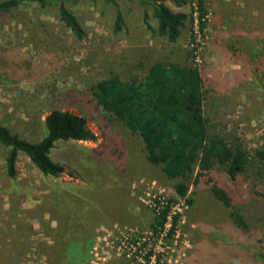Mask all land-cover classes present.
Listing matches in <instances>:
<instances>
[{"label": "rangeland", "instance_id": "rangeland-1", "mask_svg": "<svg viewBox=\"0 0 264 264\" xmlns=\"http://www.w3.org/2000/svg\"><path fill=\"white\" fill-rule=\"evenodd\" d=\"M115 1L64 0L84 27L83 38L59 19L56 5L26 1L0 14V121L38 140L45 134V115L68 109L85 116L97 135L55 143L51 157L65 168L59 177L43 175L23 152L10 177L0 144V264L60 263L50 247L67 228L72 239L62 254L69 264H115L123 258L109 241L121 231L149 229L153 213L146 192L154 188L169 195L175 181L146 161L135 133L89 101L90 83L111 71L127 74L133 53L152 48L187 63V50L195 45L212 129L239 136L250 149L264 145V0H208L207 27L201 32L186 22L176 42L146 28L144 11L157 23L149 4ZM118 10L123 27L116 31ZM231 43L249 48L251 57L233 52ZM249 181L243 176L236 181V203L264 227V186L253 193ZM194 201L184 209L165 264H239L229 244L248 248L250 241L238 237L209 190L199 188ZM126 205L137 218L123 219Z\"/></svg>", "mask_w": 264, "mask_h": 264}, {"label": "trees", "instance_id": "trees-1", "mask_svg": "<svg viewBox=\"0 0 264 264\" xmlns=\"http://www.w3.org/2000/svg\"><path fill=\"white\" fill-rule=\"evenodd\" d=\"M29 1L41 8L57 6L59 19L76 35L86 33L76 14L64 0H0V14L18 8ZM153 8L156 25H152L144 11L146 28L154 35L176 42L188 22L203 31L209 21L208 0H140ZM114 3H117L114 0ZM190 6V10L186 6ZM123 27V15L117 11L115 30ZM195 30V29H194ZM192 31V40L195 34ZM233 52L250 58L246 46L230 44ZM132 66L127 74L111 71L89 85V101L100 109L105 118L118 119L140 140V151L148 163L159 167L163 174L174 180L170 200L185 198L194 204L199 188L211 192L213 199L226 209V218L239 238L250 241L248 248L229 244L232 257L239 264H264V227L236 203L241 177L249 179L253 193L256 186H264V145L250 149L239 136L229 137L212 129L211 118L205 111L207 98L204 74L196 62L197 47L187 50L190 62L174 61L164 51L145 49L140 55L133 53ZM264 58V49L262 52ZM45 134L30 140L13 132L0 121V144L6 148V171L10 177L17 174L20 152L26 154L33 165L45 176L59 177L64 165L52 159L51 151L59 140H95L96 133L89 127L85 116L68 109H53L43 119ZM222 170L235 185L229 184ZM237 187V188H236ZM192 188V189H191ZM179 215H175V229ZM165 212L154 214L149 229L162 226ZM51 245L58 264H69L62 249L69 246L71 229L67 228ZM81 236V235H80ZM81 243L84 239L81 237ZM82 245V247H83ZM55 246V247H53ZM60 248V249H59ZM65 255V256H64ZM71 263V262H70Z\"/></svg>", "mask_w": 264, "mask_h": 264}, {"label": "built area", "instance_id": "built-area-1", "mask_svg": "<svg viewBox=\"0 0 264 264\" xmlns=\"http://www.w3.org/2000/svg\"><path fill=\"white\" fill-rule=\"evenodd\" d=\"M144 200L153 215L165 212L164 223L157 230L121 231L116 240L109 241L111 249L123 258V262L115 264H165L166 252L171 248L170 240L179 236L178 225L188 205L185 198L170 200L167 194L152 188L146 192ZM175 215L179 218L170 234Z\"/></svg>", "mask_w": 264, "mask_h": 264}, {"label": "crops", "instance_id": "crops-1", "mask_svg": "<svg viewBox=\"0 0 264 264\" xmlns=\"http://www.w3.org/2000/svg\"><path fill=\"white\" fill-rule=\"evenodd\" d=\"M125 218H123L124 220L126 219H128V220H131V219H134V217H136L137 218V216L133 213V211H131L132 209H131V205L130 206H128V205H126L125 207ZM123 219L122 220H120V221H123ZM151 221H152V218H151ZM151 221H150V223H151ZM112 222H119V220H114V221H112ZM124 222V221H123Z\"/></svg>", "mask_w": 264, "mask_h": 264}]
</instances>
